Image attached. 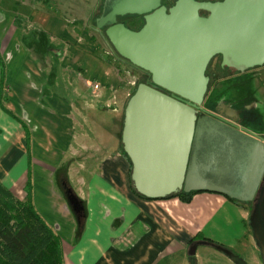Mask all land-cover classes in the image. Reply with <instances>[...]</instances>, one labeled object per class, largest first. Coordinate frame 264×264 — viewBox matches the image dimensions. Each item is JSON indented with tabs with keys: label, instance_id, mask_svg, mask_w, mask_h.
I'll use <instances>...</instances> for the list:
<instances>
[{
	"label": "crops",
	"instance_id": "crops-1",
	"mask_svg": "<svg viewBox=\"0 0 264 264\" xmlns=\"http://www.w3.org/2000/svg\"><path fill=\"white\" fill-rule=\"evenodd\" d=\"M102 1L0 0L4 106L18 118L0 108V184L22 200L30 166L34 207L59 236L65 264H189L195 235L238 204L245 216L235 239L252 250L248 203L209 191H191L189 203L132 191L118 139L135 82L124 80L121 60L86 30ZM227 111L240 120L238 111ZM21 122L30 133L31 163ZM94 133L106 143L95 147L107 152L85 165L76 158ZM198 243L227 250L197 240V264Z\"/></svg>",
	"mask_w": 264,
	"mask_h": 264
},
{
	"label": "water",
	"instance_id": "water-1",
	"mask_svg": "<svg viewBox=\"0 0 264 264\" xmlns=\"http://www.w3.org/2000/svg\"><path fill=\"white\" fill-rule=\"evenodd\" d=\"M162 2L103 0L95 20L118 55L151 80L136 87L123 114L132 187L148 200L209 191L252 203L250 226L264 264V141L201 111L212 59L239 73L264 66V0ZM126 16H142L144 25L132 31L118 22ZM188 254L197 264L194 246Z\"/></svg>",
	"mask_w": 264,
	"mask_h": 264
},
{
	"label": "rangeland",
	"instance_id": "rangeland-1",
	"mask_svg": "<svg viewBox=\"0 0 264 264\" xmlns=\"http://www.w3.org/2000/svg\"><path fill=\"white\" fill-rule=\"evenodd\" d=\"M199 1L215 2L220 0ZM98 12L99 10L91 17V19H89V21H87L86 30L89 36H92L95 40L104 44L102 47L107 46L110 48V45L107 43L108 41L104 38L103 30H95V19ZM201 14L206 16V13L204 12ZM121 65L123 67L122 69L127 73L124 80L129 81L132 78L134 79V90L138 84L144 83L146 78L145 73L130 67L126 63ZM206 77L209 78L208 87L211 91L206 95L207 97L204 99L205 104H203L211 105H209V109H204V111H207L210 114H218V108L220 106H224L228 110L234 109L240 113V120L234 119L232 122L247 131H254L257 136L264 139V66L251 69L243 75L236 74L233 71L223 70L220 65V59L215 57L207 67ZM211 77L217 78L216 85H212ZM99 86L100 85H98V88H100ZM201 109H203V107H201ZM245 110H248L246 111V116L244 112ZM121 117H123V115L119 116V119ZM252 125H254V127H252ZM115 132L117 135L118 130ZM91 139V143H93H85L84 146L86 147V150H83L76 158V160L84 162L85 165L92 164L95 159L102 158V154L104 155L105 152H107L105 149L104 151H99L96 148L98 145V147H102V145L104 147L106 145V143H103V139H100L99 135H95L94 133V136H92ZM113 148L110 149L109 153L115 150H113ZM64 176V173L61 172V176L59 177H62V181H67L66 179L64 180ZM244 206L248 211L249 205L246 204ZM240 208H242L241 204L230 207L227 205L214 221L209 223L204 231L201 232L205 238L217 242L227 249L224 252V249L221 250L206 245L205 243H198L196 252L201 264H236L230 260L228 253L242 258L247 264H262L257 245L252 240V230L250 226L252 214L249 215V211L246 216L245 225L247 228V236L249 240L253 241L252 250L249 246H245L246 244L242 243V240L237 242L235 239V237L241 236V220H244L245 216L244 213L240 211ZM190 247H192V245ZM229 247H233V249ZM188 253L189 250L187 249L186 255H188Z\"/></svg>",
	"mask_w": 264,
	"mask_h": 264
},
{
	"label": "trees",
	"instance_id": "trees-1",
	"mask_svg": "<svg viewBox=\"0 0 264 264\" xmlns=\"http://www.w3.org/2000/svg\"><path fill=\"white\" fill-rule=\"evenodd\" d=\"M176 0H163L162 4L166 8H170ZM199 1V0H196ZM203 2V1H199ZM103 4V1H102ZM102 4L99 7V12L96 19L100 15ZM202 15V14H201ZM207 16V13L205 14ZM203 16V15H202ZM95 19V20H96ZM118 22L122 23L128 29L132 31H138L144 25V19L142 16H126L119 18ZM103 30L104 38L108 41L105 30ZM114 55L118 57L121 62L128 64L130 67L142 71L148 76V82L151 83L150 76L143 70L133 66L129 61L125 60L113 49L112 45L107 42ZM220 59V57H217ZM213 60V59H212ZM211 60V61H212ZM210 64V63H209ZM1 68V83H0V108L8 114L10 117L18 120V118L9 112L4 106V77L5 69L0 60ZM212 85H216L217 78L211 77ZM146 83V81H144ZM141 84V83H140ZM135 91V90H134ZM133 91V93H134ZM210 88H207V93H210ZM207 96H205L206 98ZM205 104V101H204ZM202 105L203 109H209V105ZM248 110H245V116ZM250 112V111H249ZM27 135V155L29 163H31L30 156V133L26 125L20 123ZM120 148L122 149L123 156L129 162H131L123 150L121 143V133L119 136ZM131 172V169H130ZM132 191L138 195L131 187ZM24 197L22 200L18 199L17 195L0 184V264H65L63 258V251L61 240L55 231L42 219V217L36 211L33 204L32 185L30 176V166L28 169L25 184L23 186ZM194 193L180 192L176 195L166 197L164 199L177 198L183 203H189ZM139 197H142L138 195ZM144 198V197H142ZM71 199V198H70ZM145 199V198H144ZM148 200V199H147ZM79 226L81 221L79 219ZM209 242L214 244V241L203 237L202 234H197L191 240L190 246L196 241ZM208 244V243H207Z\"/></svg>",
	"mask_w": 264,
	"mask_h": 264
},
{
	"label": "flooded vegetation",
	"instance_id": "flooded-vegetation-1",
	"mask_svg": "<svg viewBox=\"0 0 264 264\" xmlns=\"http://www.w3.org/2000/svg\"><path fill=\"white\" fill-rule=\"evenodd\" d=\"M222 68V67H221ZM223 70H228V71H233V72H235L236 74H244V73H239V72H236V71H234V70H232V69H228V68H222ZM246 73V72H245ZM146 75V74H145ZM145 81H146V83H149L148 82V76L146 75V78H145ZM205 99V98H204ZM203 103H204V101H203ZM201 107H203V106H201ZM202 112H207V111H204V110H201ZM229 111H227V109L226 108H218V114H214V115H216V116H218V118H221V119H229V120H231V121H234V119H236L235 118V116L232 114V116H231V113H228ZM208 113V112H207ZM234 123V122H233ZM235 124V123H234ZM263 139V138H262ZM263 141H264V139H263ZM248 205H249V215H251V214H253V210H254V206H253V204L252 203H248ZM261 259H262V257H261ZM262 261V260H261Z\"/></svg>",
	"mask_w": 264,
	"mask_h": 264
},
{
	"label": "built area",
	"instance_id": "built-area-1",
	"mask_svg": "<svg viewBox=\"0 0 264 264\" xmlns=\"http://www.w3.org/2000/svg\"><path fill=\"white\" fill-rule=\"evenodd\" d=\"M94 86V89L96 90V89H98V86L97 85H93Z\"/></svg>",
	"mask_w": 264,
	"mask_h": 264
}]
</instances>
